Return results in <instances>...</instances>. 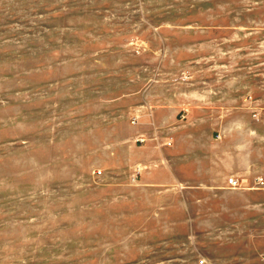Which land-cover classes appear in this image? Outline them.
<instances>
[{
    "label": "rangeland",
    "instance_id": "1",
    "mask_svg": "<svg viewBox=\"0 0 264 264\" xmlns=\"http://www.w3.org/2000/svg\"><path fill=\"white\" fill-rule=\"evenodd\" d=\"M231 175L264 176V0H0V264H264Z\"/></svg>",
    "mask_w": 264,
    "mask_h": 264
},
{
    "label": "crops",
    "instance_id": "2",
    "mask_svg": "<svg viewBox=\"0 0 264 264\" xmlns=\"http://www.w3.org/2000/svg\"><path fill=\"white\" fill-rule=\"evenodd\" d=\"M134 116H132V118H133ZM143 116H138V122L137 123H135V124H138V125H142V126H139V127H137V130H135V131H138L139 133L137 134L138 136H140V135H142V136H144L145 138L147 137V134H146V132H144V129H146L145 127H144V125H147V127H151V128H155V129H157L158 127H157V124H156V121H155V119H154V116H145L146 118H145V120H143V119H141ZM137 136V137H138ZM209 136L211 137L212 136V134L210 135L209 134ZM211 139V138H210ZM170 144V145H173V140L171 139V138H166L164 141H163V144L164 145H162L161 143H159V145H160V150H159V152H160V154H162V159H160L161 160V162L162 163H166L164 166L162 165V167L160 168V170H159V173H160V176H164L166 179H164V181H165V183L166 182H168V181H174V182H181L180 181V177L178 176V174L176 173V168H175V164L172 162H170V160L168 159V157H167V147H168V145L167 144ZM164 146V147H163ZM136 148L134 147V150H135ZM165 153H166V155H165ZM164 154V155H163ZM164 158H166V159H164ZM131 160H129V161H133V162H129V166H135L136 164H140V163H138V161H135V160H132V159H134V158H130ZM175 161V160H174ZM167 162H168V164H167ZM141 168V170H139L140 168ZM138 168H136L135 170H139L140 171V173H144V172H142L143 170H142V168H144V167H141V166H139ZM144 175V174H143ZM142 180H144V185H147V184H154V182L153 183H151V182H148V180L147 179H145V177H143L142 178ZM226 183H227V180H226ZM143 184V183H142Z\"/></svg>",
    "mask_w": 264,
    "mask_h": 264
},
{
    "label": "built area",
    "instance_id": "3",
    "mask_svg": "<svg viewBox=\"0 0 264 264\" xmlns=\"http://www.w3.org/2000/svg\"><path fill=\"white\" fill-rule=\"evenodd\" d=\"M138 120V116L132 118V121L135 123ZM137 140L141 142L145 141V137L140 135ZM101 173V171H99ZM227 184L230 188L235 189H255V188H264V176H256L253 181H249L248 179L239 178L236 175H231L227 179Z\"/></svg>",
    "mask_w": 264,
    "mask_h": 264
}]
</instances>
